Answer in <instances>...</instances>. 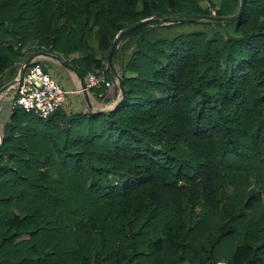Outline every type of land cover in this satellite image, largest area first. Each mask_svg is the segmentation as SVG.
<instances>
[{
	"label": "trees",
	"instance_id": "obj_1",
	"mask_svg": "<svg viewBox=\"0 0 264 264\" xmlns=\"http://www.w3.org/2000/svg\"><path fill=\"white\" fill-rule=\"evenodd\" d=\"M204 1L0 0V88L40 52L114 81L121 31L185 20L120 44L112 110L12 107L0 264H264V0L222 23L197 17L240 0ZM90 93L106 101L105 86Z\"/></svg>",
	"mask_w": 264,
	"mask_h": 264
},
{
	"label": "built area",
	"instance_id": "obj_2",
	"mask_svg": "<svg viewBox=\"0 0 264 264\" xmlns=\"http://www.w3.org/2000/svg\"><path fill=\"white\" fill-rule=\"evenodd\" d=\"M38 57L25 69L21 79L17 76L15 84L10 88L13 95L9 98V101L12 107H20L24 111L45 120L64 104L67 92L57 79L44 69L42 60ZM83 82L85 89L79 87L75 93L82 94L84 91L90 93L91 89L101 86L106 87L107 94L118 89L117 80L110 81L103 73L90 74ZM119 99L120 92L117 94V100Z\"/></svg>",
	"mask_w": 264,
	"mask_h": 264
},
{
	"label": "water",
	"instance_id": "obj_3",
	"mask_svg": "<svg viewBox=\"0 0 264 264\" xmlns=\"http://www.w3.org/2000/svg\"><path fill=\"white\" fill-rule=\"evenodd\" d=\"M245 1L246 0H240V4H239V10L236 14L231 15V16H227V17H215V16H199L197 17L199 20L202 21H209V22H216V23H222V22H234V21H238L240 19V17L242 16V13L244 11V6H245ZM185 22V20H171L168 18H163V19H158V18H148L145 19L141 22H139L138 24L131 26L129 28H127L126 30L121 31L117 37L115 38L111 49L107 55V64L109 66V68L111 69L115 79L117 80V87L118 90L120 92V101L118 104H116L115 106H119L120 104H122L125 101V97H126V91L123 87V83H122V79L120 78L116 68L114 67L113 64V55L116 53V51L118 50V47L120 46V44L126 39V37L128 35L133 34L134 32L150 27V26H156V27H160L163 25H169V24H179V23H183ZM38 56L43 57V58H49L55 62H57L61 67H63L64 69H66L67 71H70L72 73H74L76 75V77L79 79L80 81V87L82 89H85V85L84 82L82 80V78L80 77V75L77 74V71L75 68H73L71 65L67 64L66 62H64L60 57H57L55 55L52 54H48V53H44V52H40L38 55H33L31 57H29L28 59L25 60L24 64L21 66L19 72H18V78L21 79L25 69L30 65V63L37 58ZM16 79L12 82H10L7 85H4L3 87L0 88V96L2 94H4L6 91H9L10 88L15 84ZM84 94H87L84 91Z\"/></svg>",
	"mask_w": 264,
	"mask_h": 264
},
{
	"label": "crops",
	"instance_id": "obj_4",
	"mask_svg": "<svg viewBox=\"0 0 264 264\" xmlns=\"http://www.w3.org/2000/svg\"><path fill=\"white\" fill-rule=\"evenodd\" d=\"M38 58L42 60V65L45 67L46 71H48L55 79H57L60 85L67 92V95H74V98L70 100L66 98V101L62 105V108L64 110L68 112L69 111H81V110L82 111H92V112L107 111L108 109L115 107V105L117 104L118 100L116 96L117 95L116 91L110 92L109 94H107L106 101L96 99L95 97L92 96L91 93H87V94L82 93L81 95H77L75 92L80 87V81L74 73L67 71L66 69L61 67L57 62L49 58H43V57H38ZM56 71L58 73H55ZM58 76L65 77V82L69 81L70 86L72 88H67L65 84H63V79L61 78V80H59ZM15 79L16 78H14V80ZM10 82L5 83L4 85L9 84ZM12 92L13 91L9 90L0 96V111L2 110L3 106L6 103L10 105V108L12 109L11 102L9 101V98L13 95ZM4 123L1 125V129H0L1 133H2V128H3Z\"/></svg>",
	"mask_w": 264,
	"mask_h": 264
},
{
	"label": "rangeland",
	"instance_id": "obj_5",
	"mask_svg": "<svg viewBox=\"0 0 264 264\" xmlns=\"http://www.w3.org/2000/svg\"><path fill=\"white\" fill-rule=\"evenodd\" d=\"M202 1V5H206L205 1L204 0H200ZM199 27L195 26V27H183V28H179L176 32H187V31H191V30H195V29H198ZM63 71V70H62ZM55 73H58L57 71ZM18 75V74H17ZM17 78V76H16ZM61 78L63 79V84H65V86L67 88H72L70 86V83L69 81H66L65 82V77H61V76H58V79L61 80ZM13 93V92H12ZM77 95H81L80 93H76ZM93 96V95H92ZM67 99H72L74 98V95H67L66 96ZM102 100V99H100ZM66 101V100H65ZM10 105H8L7 103L3 106L2 110L0 111V129H1V125L6 122V120L8 119L9 117V114H10ZM0 139H1V132H0Z\"/></svg>",
	"mask_w": 264,
	"mask_h": 264
}]
</instances>
